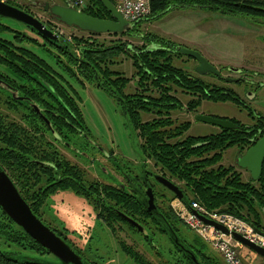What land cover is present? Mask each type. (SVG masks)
<instances>
[{
	"label": "trees",
	"instance_id": "16d2710c",
	"mask_svg": "<svg viewBox=\"0 0 264 264\" xmlns=\"http://www.w3.org/2000/svg\"><path fill=\"white\" fill-rule=\"evenodd\" d=\"M149 3L150 15L147 19L159 18L171 9L195 6L223 14L246 15L264 22V0H149ZM84 11L93 17L111 18L98 0H87ZM139 24H131L122 33H140L139 38L145 43L141 47L130 48L126 43H118L120 40H113L112 44L107 45L94 38L96 33H90L92 35L88 37H73V44L81 51L79 58L71 54V46L65 40L49 45L72 63V67L67 66V71L79 79L81 84L93 83L124 98L125 113L134 128L139 130L143 140L142 151L163 174L181 184L179 187L190 202L196 200L208 211L228 213L241 218L264 234V161L262 174L256 181H243L241 172L236 167L220 164L226 149H245L254 144L258 138L257 130L264 132V123L258 121L250 127L232 119L238 125L235 129H221L215 134L183 139L178 137L187 130L189 122L176 124L171 118L162 116L142 123L141 112L155 110L160 113L163 108L168 111L179 108L177 99L168 93L172 87L195 92L198 100L188 103L191 110L202 99L238 104L240 100L230 89H217L202 83L200 79L175 66L173 58L183 56L178 50L180 44L155 33L140 32ZM5 29L0 26V32ZM146 45H152L150 50H146ZM67 51L70 52L67 54ZM123 53L131 57L138 75V87L141 91L137 95L124 94L128 79L111 68ZM0 65L11 74L29 82H32V76L42 78L47 86L44 88L39 83L32 87L22 86L19 82H10L8 75L0 71L4 86L28 95L32 101L28 104L8 95L3 101L8 113L0 112V166L15 183L31 210L37 214L42 203L41 194L54 192L57 188L82 194L86 190V183L84 172L77 165L57 158L54 152L48 150V143L41 133L40 117L32 104L48 107L51 110L47 114L48 119L57 129L80 126L82 117L73 96L64 88L59 78L52 75L54 72L50 64L31 49L13 45L0 38ZM151 87L159 92L152 95ZM91 186L93 194L97 195L93 198L96 202L103 200L115 205L121 204L123 200L126 201L125 204L132 201V198L111 186L100 184L99 188L95 183ZM174 197L172 194L169 200ZM137 207L140 208L139 205ZM146 213L147 217L151 215ZM161 213L180 238L195 251L202 264H219L214 256L206 253V246L201 238L196 235L189 242L183 236L181 229H185V225L168 204ZM152 223L158 225L157 229L163 232L154 218ZM123 248L135 264H192L179 251L168 257L157 250L153 253L157 261L150 262L131 248ZM34 254L44 256L48 252L0 209V264H46L33 257Z\"/></svg>",
	"mask_w": 264,
	"mask_h": 264
},
{
	"label": "rangeland",
	"instance_id": "374dc122",
	"mask_svg": "<svg viewBox=\"0 0 264 264\" xmlns=\"http://www.w3.org/2000/svg\"><path fill=\"white\" fill-rule=\"evenodd\" d=\"M11 1L23 5L28 2V0ZM45 1H52L62 5L67 4L66 0H39V2ZM85 1L87 3V0ZM113 1V3H115V0ZM33 11L35 14L40 15L43 20L47 21L45 13L40 10ZM0 20L7 21L12 28L20 31L25 28L22 24L9 18H0ZM139 23L138 29L140 32L155 33L161 37L171 39L181 46L194 49L200 52L209 62L214 64L221 71L222 75L229 78H235L234 81L229 83L222 82V86L232 90L238 96L240 104L232 101L218 103L204 101L200 110L205 115L233 118L245 125L254 124L257 121L258 115L264 117L263 21L246 15L223 14L217 11L189 6L181 9H171L159 18H149L141 20ZM25 31H28V29L25 28ZM67 32L68 33L64 32V34H71L69 31ZM14 34L15 32H6L1 36L13 40ZM73 34L80 35L77 31H74ZM116 36L117 35L102 33L96 38L99 41L102 40L109 43L110 40H116ZM120 38L121 40H126L132 46H139L141 44L139 38H133L131 36ZM182 63L183 66L185 65L187 67V70L190 73L193 72L194 67L195 73L196 65L193 59L188 60L185 56H182L178 58L177 62H175V64L179 66L182 65ZM118 68L125 71L128 75L133 71L130 66V61L126 57L122 58V63ZM239 78L242 80L239 82L235 81ZM76 88L82 98L80 108L92 140L86 145L87 148L91 152L97 154L99 153L98 149L101 148L106 151H113L114 155L112 160L120 163L136 159L139 139L133 129L126 122L116 99L102 89L92 85H87L85 89H82L76 84ZM129 90L130 87L126 89V91ZM179 95L181 96V94ZM181 97L183 99L184 96ZM4 100L3 96L0 97V112L6 114L8 111L3 102ZM179 115L183 119L187 118V115ZM191 123V127L186 132V135L203 136L214 133L219 129L215 125L199 120L191 119ZM236 150L235 147L226 149L223 152L220 164L224 166L235 165ZM86 163H88V161H86ZM93 164L96 168L99 167L97 161H94ZM237 169L241 172L243 181H249L251 179L248 171L240 168ZM95 175L105 182L113 183L116 181V176L114 174L107 175V173H97L96 171ZM173 181L178 186L181 185L179 182L175 180ZM58 196L63 201L60 202L55 197L57 200L56 204L51 200L48 202L49 207H46V216L43 218L45 224L48 226L50 224L53 227L62 224L70 230L77 229L80 232L82 229L84 230L91 226L89 231L90 234L88 236L85 234L87 237L85 243H88L85 252L87 257L92 258L93 260L95 259L99 264L113 263L117 258L120 259V264H127L129 262V259L125 254L117 249L116 240L113 235H111L110 231L103 224L97 223L94 220V213L87 203L83 204V200L80 197H76L71 192H62V194ZM176 203L177 201L174 199L173 204ZM56 210L59 212H56ZM173 212L175 214L174 210ZM216 213L222 214L219 212ZM181 222L183 223L182 220ZM184 227L185 229H181V233L190 242L197 234L186 225ZM133 235L135 236V239L139 236L137 233ZM163 239L166 241L165 237ZM200 240H202L201 242L206 246V253L214 256L219 264H227L221 254L216 252L208 242L203 239ZM144 248L146 249V246H144ZM238 251L242 256V261L248 262V258H246L247 252L249 251L248 248L239 247ZM148 254L146 255L152 260V262L157 261L153 254ZM43 258L48 260L50 257L46 254ZM253 264H264V258L257 255Z\"/></svg>",
	"mask_w": 264,
	"mask_h": 264
},
{
	"label": "flooded vegetation",
	"instance_id": "af4514ba",
	"mask_svg": "<svg viewBox=\"0 0 264 264\" xmlns=\"http://www.w3.org/2000/svg\"><path fill=\"white\" fill-rule=\"evenodd\" d=\"M1 1L9 3L11 5H14V6L24 10L25 12L30 13L34 17H36L38 20H40L42 23H44L50 30H52L55 34L58 35V37L60 38L59 41H63V40L67 41L69 46H71V54L75 55L77 58H79L81 56V51H80V49L77 48L76 45L73 44V40H72L73 37L74 36L88 37V36L92 35L90 33H93V32H89V31L80 30L76 27H68V26L64 25L63 23L57 21L55 19L54 15H52L50 12L44 10L45 4H48V5L54 4V2H52V1L39 2V0H30V1L28 0V2L24 5L20 4V3H16L15 1H11V0H1ZM65 5H68V4H65ZM33 10H40L43 13H45L46 17H47V21L43 20L40 15L35 14V12ZM0 18L8 19V17L1 16V15H0ZM9 19H11V18H9ZM14 21H16V20H14ZM16 22L20 23L19 21H16ZM20 24H22V23H20ZM22 25L25 28H27L24 24H22ZM0 26L6 28L5 30H2L0 32V38L1 39L5 40L7 42L9 41L10 43H12L13 45H16V46H20V47H23L26 49H31L32 51L37 53L41 58H44L50 64V66L54 72V74H52V75L58 77L59 78L58 80L61 81L64 88L68 91V93H70L71 96H73V98L75 99V101L77 103L78 109H79L81 117H82V120L80 122V126H76V127L72 126L71 128H63V129L60 128L61 129L60 130V129H57L56 126L52 123V121H50L48 119L47 114H49L51 111L48 107H46L44 105H38L35 103L32 104L35 112L40 117L39 124L42 127L41 133L43 134L46 142L48 143V150L54 152L57 158L66 159V160L70 161L71 164L77 165L84 172V179H85V183H86V190L82 194H77L72 190L62 189V188H57V189H55L54 192H48L46 194L43 193L45 195L41 194L42 195V203H41V205L38 209V212L36 214L38 216V218H40L43 221L44 216H46V207H49L48 202L50 200L53 201L54 204H56L57 200L62 202L63 200L60 199V197L58 195L62 194V192H71L76 197H80L83 200V202H82L83 204L87 203L91 207L92 212L94 213V216H93L94 220L97 223L103 224L110 231L111 235H113L114 239L116 240L117 249H119L121 252H123L125 254V256L129 259V262L127 264H135V263L133 262L131 257L129 255H127V253L125 252V249L123 247L131 248L137 254L144 256L150 262H152V260L149 257H147V255H146V254H148V252H149L148 255H150V254H153L154 252H156L157 250H159V251H161V253H163V255H165V256L167 255L168 257H171L173 253L179 251V249L166 236L165 232L158 230L157 229V228H159L158 225H154V223H152L153 217L151 215L149 217H147L145 215V212L150 214L147 211V209L145 208V206L143 205L144 202H146V200L148 199V192L149 191H151V193L153 195L154 204L161 211H163V209L167 206V204L172 209L173 200L174 199L176 200L177 198L174 197L173 199L169 200L170 198H172V193L168 189H166L157 180L156 175H160L164 178H167V179L173 181L166 174H163V172H161L159 170V168L154 165L152 159L150 157L146 156V154L142 151L141 145L143 144V140L140 137L139 130L134 128V126L130 123L129 118L125 113V107H124L125 106V104H124L125 100H124V98L121 97L118 93L111 92L108 88H104L102 86L95 85L93 83L84 82V84H81L78 81L79 79L77 80L71 74H69L67 71V66L70 67L72 65V63L67 58H65V56L61 52H59L56 48H54L52 45H49L50 42L48 40H46V39L40 37L39 35H37L36 33L32 32L29 28H27L29 32L25 31V28H23L22 31H20V30H17L15 28H12L8 24L7 21H2V20H0ZM66 30L69 31L71 34L70 35L64 34V32L68 33ZM72 31L73 32L77 31L80 33V35H75V34H73ZM6 32H15V34L13 36V40H9V39H6V38L1 36L2 34L6 33ZM100 34H102V33H99V34L96 33L94 38L100 36ZM106 34H112V35L117 34L116 40H120V41H118V43H120V44L126 43L127 46H129L130 48H132L131 47L132 45L124 39L121 40L120 37L131 36L133 38H139V35H140V33H138V32L135 33L134 35H124L123 33H112V32L106 33ZM118 36H120V37H118ZM112 41L113 40H110L109 43H106L105 41H102V42H105L107 45H109V44H112ZM140 41H141L140 42L141 44L138 47H141L145 44L144 41H142V40H140ZM146 46H147L146 50L148 51V50H150L152 45H146ZM44 49H48V51H45ZM69 52L70 51H67V54ZM183 56H185V55H183ZM124 57H126L130 61V66L133 69V71L130 75H128L125 71L120 70V68H118V66L121 65V63H122V58H124ZM185 57L188 60L193 59L189 56H185ZM173 59H174L173 62L175 64V62H177V60H178V57H174ZM179 60H182V59H179ZM182 61H184V60H182ZM194 61H195V65L197 66L198 65L197 61L196 60H194ZM209 63L212 64L211 62H209ZM212 65L218 71V73H219L218 75L213 74L211 72H208L206 74H201V73H198L196 71V68H195V73H194V67H193V72L190 73L187 70V67L185 65L184 66L186 68L183 66V63L180 66L175 64V66L182 68L183 70H185L190 75L200 79L202 81V83H207V84L211 85L212 87H216L217 89H221V88L227 89L226 87L222 86V82L229 83V82L234 81L235 78H229V77L222 75L221 71L214 64H212ZM111 68L113 70L119 71L121 73L122 77H125L128 79V83L126 85V88L123 91L125 95H130V94L131 95H137L140 93L141 88L138 87V75L135 73V69H134V66L132 64V59L128 54H124V53L121 54V56L118 58V61L115 64H113ZM0 71L4 75H8V79L10 82H12V81H14L16 83L19 82L22 86L28 85L29 87L36 86V85H38L37 83H39L42 85V87H44V88L47 87L46 84L44 83L43 79L39 78L37 76H32V82H29V81H26V79H23L22 77L15 76V75L11 74V72L8 71V69L4 68L1 65H0ZM240 80H242V79L239 78V79H236L235 81L239 82ZM10 82H8V84H10ZM76 84L79 87H81L82 89H85L87 85L95 86L99 89H102L104 92L108 93L110 96H112L113 98L116 99L117 104L119 105L121 113L124 116L126 122L129 124V126L133 129V131L138 136L139 140H138V150H137V158L136 159L128 160L125 163H120L118 161L112 160L113 155H114L113 151L110 152V151H106L103 148H101V149H98L99 153L97 154V153L91 152L87 148L86 145L89 144L90 141H92V140H91V136H90V131H89V129H88V127L84 121L83 115H82V111L80 108V103H81L82 98H81V96H80V94L76 88ZM10 85H12V84H10ZM128 87H130V90L126 91V89ZM0 89H1L0 90V96L1 97L3 96L4 99H7V95H8V96H11V98L12 97L17 98L20 101L23 100L24 102H26L28 104L32 103V101L30 100L28 95L20 94L19 92H17V90H13L9 86L8 87L4 86L3 78H0ZM6 90H8V92ZM150 90H151L150 92H152V95H155L156 93L159 92L158 90H156L153 87H151ZM168 93H169V95L174 96L177 99V102L179 103V106H178L179 108H176L174 110L170 109L169 111H168V109L163 108L161 110L162 112H160V113H156L155 110H152L150 112H141L140 113L141 122L143 123V122H146L148 120L158 119L162 116L163 117L166 116L168 118H171L176 124L183 123V122H189L190 123L187 130H185L184 133L178 137V139H183V138L189 137V136L190 137H202V136L186 135V132L190 129L191 124H192L191 119L197 120L198 115H205L200 110V107L204 101H211L214 103H218L221 101L202 99L199 102V104L191 110V109H189L188 103L190 101L198 100V96L195 94V92L192 93L191 91H188V90L183 89V88L172 87V89ZM179 94H181V96H184L185 100H184V97L182 99V97ZM166 111H168L169 113L167 114ZM179 114L187 115L186 116L187 118L183 119L180 117ZM208 116L217 117V116H213V115H208ZM218 118H225V117H218ZM226 119H229L232 121L233 118H226ZM258 121L259 122L262 121L264 123V117L261 115H258L257 121L254 124L246 125V126H250V127L254 126ZM233 123L236 124L235 122H233ZM216 127H218V126H216ZM237 127H238V125H237ZM218 128L219 129L216 132L210 133V134H215L219 130H221L220 127H218ZM231 129H235V128H231ZM263 130H264V128H263ZM207 135H209V134H207ZM259 135H261V136H259ZM263 135H264V132H262L261 129H258L256 132V137L258 136V138L255 141V143ZM203 136H206V135H203ZM254 144H252L251 146H253ZM251 146H249L245 149H238L235 147L237 149L236 150L237 151L236 152V160H237L238 154L243 155L246 152V150L248 148H250ZM100 150H102V151H100ZM86 161H88V163H86ZM94 161L98 162V165H99L98 168H96V166H94V164H93ZM233 166L236 167V169L240 168L236 165V163ZM262 166H263V164H262ZM240 169H242V168H240ZM244 170H246V169H244ZM96 171H97V173L98 172L107 173V175L114 174L116 176V181L113 183L102 181L99 179L98 176L95 175ZM246 171H248V170H246ZM44 181L46 182L47 179H44ZM253 181H256V180H253ZM53 182H56V181H53ZM89 183H91V184L95 183V184L99 185V186H97L99 188H100V184L111 186V187L115 188L116 190L123 192L124 195L126 194L127 197L132 198V201L129 202V200H128L127 202H129V203L125 204L126 201L123 200L121 204H115V205L105 203V202H103V200H99V202H96V200H94L93 198H96L97 195L93 194L92 186ZM55 197L57 198V200L55 199ZM136 203H138V204H136ZM137 205H139L140 208H138ZM56 212H59V211L56 210ZM89 215H90V212H89ZM124 216L132 219L133 221H136L137 223H139L142 226V228L145 230V232L140 231L136 226L129 223L124 218ZM59 226L56 225L55 227H53L49 224V227L54 232H56V234H58L70 247H72L89 264H99L95 259L93 260L92 258H89V257H87V255H85L86 249L88 247V243L87 242L85 243V240L87 239L85 234H87V236L90 234L89 231L91 229V226L88 227L87 229L85 228L86 231H85V229L84 230L82 229L81 232L77 229H71L70 230L69 228H66L62 224ZM77 231H78V233H77ZM135 233H137L139 235L137 239H135V236L133 235ZM164 237H165L166 241L163 239ZM90 238H91V236H90ZM144 246H146V249L144 248ZM180 254H181V252H180ZM116 262H117V264H120V259L117 258L115 262L108 263V264H116Z\"/></svg>",
	"mask_w": 264,
	"mask_h": 264
},
{
	"label": "water",
	"instance_id": "95a60500",
	"mask_svg": "<svg viewBox=\"0 0 264 264\" xmlns=\"http://www.w3.org/2000/svg\"><path fill=\"white\" fill-rule=\"evenodd\" d=\"M103 7L110 13L111 18L104 19L93 17L84 11H79L70 5L54 3L45 4L44 10L54 15L55 19L68 27H76L83 31L93 33H122L130 28L129 24L118 12L115 4L111 0H98ZM0 15L19 21L29 28L32 32L48 40L50 43L59 44L60 38L44 23L24 10L0 0ZM181 54L189 56L197 61L196 71L201 74L211 72L219 74L216 68L201 55L200 52L189 49L185 46H179ZM197 120L218 126L221 129L236 128L237 125L226 118L212 117L208 115H198ZM264 160V135L246 152L238 154L236 165L246 169L250 173L252 180H258L262 173V164ZM157 180L168 189L181 203H183L195 216L202 222L214 226L225 234L230 232L223 225L199 214L190 208V201L183 190L173 181L156 175ZM147 211L159 224L166 236L179 249L181 254L192 264H202L195 251L190 248L176 233L172 225L168 222L161 211L156 207L151 191L148 192V199L143 204ZM0 209L10 218L19 228L40 244L49 255L45 260L43 256L33 255L46 264H89L72 247H70L56 232L46 225L31 210L28 203L21 197L14 182L8 176L7 172L0 166ZM124 218L136 226L140 231L145 232L142 226L132 219ZM259 232V231H258ZM261 233V232H260ZM232 237L240 242L244 247L253 251L256 255L264 258V247L246 239L239 233L231 232Z\"/></svg>",
	"mask_w": 264,
	"mask_h": 264
},
{
	"label": "built area",
	"instance_id": "2783aa9c",
	"mask_svg": "<svg viewBox=\"0 0 264 264\" xmlns=\"http://www.w3.org/2000/svg\"><path fill=\"white\" fill-rule=\"evenodd\" d=\"M66 1L68 5L79 11H84L87 7L85 0ZM114 4L118 12L129 24L145 20L150 15L149 0H115ZM176 201V204L172 203V207L177 217L201 239L208 242L216 252L221 254L227 264H253L257 255L248 249L246 256L248 262H243L238 248L244 246L232 237L231 232L239 233L246 239L264 247L263 233L258 232L250 223L243 219L231 214L210 212L197 201L191 202L192 209L227 228L230 233L225 234L214 226L202 222L183 203L178 199Z\"/></svg>",
	"mask_w": 264,
	"mask_h": 264
},
{
	"label": "bare ground",
	"instance_id": "6f19581e",
	"mask_svg": "<svg viewBox=\"0 0 264 264\" xmlns=\"http://www.w3.org/2000/svg\"><path fill=\"white\" fill-rule=\"evenodd\" d=\"M185 206V205H184ZM186 207V206H185ZM187 208V207H186ZM190 208H191V202H190ZM188 209V208H187ZM192 209V208H191ZM189 210V209H188ZM190 211V210H189ZM196 211V210H195ZM191 212V211H190ZM198 212V211H197ZM199 213V212H198ZM200 214V213H199ZM202 215V214H201ZM204 216V215H203ZM197 217V216H196ZM206 217V216H205ZM198 218V217H197ZM208 218V217H207ZM199 219V218H198Z\"/></svg>",
	"mask_w": 264,
	"mask_h": 264
}]
</instances>
